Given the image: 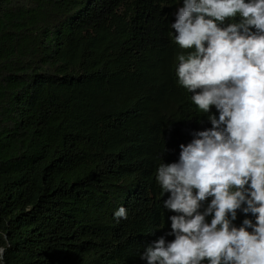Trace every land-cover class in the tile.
Segmentation results:
<instances>
[{
    "label": "trees",
    "instance_id": "obj_1",
    "mask_svg": "<svg viewBox=\"0 0 264 264\" xmlns=\"http://www.w3.org/2000/svg\"><path fill=\"white\" fill-rule=\"evenodd\" d=\"M177 2L0 0V264H146L170 231L156 168L211 127L178 84Z\"/></svg>",
    "mask_w": 264,
    "mask_h": 264
},
{
    "label": "clouds",
    "instance_id": "obj_2",
    "mask_svg": "<svg viewBox=\"0 0 264 264\" xmlns=\"http://www.w3.org/2000/svg\"><path fill=\"white\" fill-rule=\"evenodd\" d=\"M173 15L174 42L193 49L176 57L178 84L211 127L191 130L178 160L156 168L163 207L176 214L138 256L146 264H264V0H178ZM237 210L251 214L239 226ZM127 218L125 206L114 210L116 224Z\"/></svg>",
    "mask_w": 264,
    "mask_h": 264
}]
</instances>
